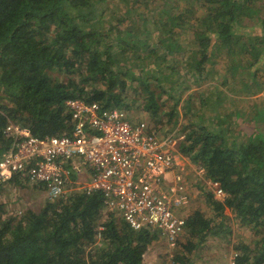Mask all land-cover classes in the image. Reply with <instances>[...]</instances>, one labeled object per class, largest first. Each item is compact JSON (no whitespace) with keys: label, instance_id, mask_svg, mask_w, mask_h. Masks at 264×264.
Wrapping results in <instances>:
<instances>
[{"label":"trees","instance_id":"1","mask_svg":"<svg viewBox=\"0 0 264 264\" xmlns=\"http://www.w3.org/2000/svg\"><path fill=\"white\" fill-rule=\"evenodd\" d=\"M106 2L0 0V156L11 145L9 123L38 138L69 134V99L126 114L138 104L155 125L167 105V123L184 135L179 151L219 183L225 198L200 189L206 212L186 217L164 264H200L197 252L212 240L230 246L235 264H264V136L239 132L225 139L224 122H209L213 111L195 123L188 120L189 102L179 105L187 79L199 86L219 52L235 56L248 44L255 49L248 55L264 54L259 0H111L110 8ZM246 17L260 25L261 35L236 33ZM152 83L158 98L166 96L162 103ZM181 120L189 122L180 127ZM8 184L30 186L15 177ZM5 187L0 182V197ZM158 235L135 231L108 212L99 192L48 199L19 216L8 215L0 202V264H143L162 240Z\"/></svg>","mask_w":264,"mask_h":264},{"label":"built area","instance_id":"2","mask_svg":"<svg viewBox=\"0 0 264 264\" xmlns=\"http://www.w3.org/2000/svg\"><path fill=\"white\" fill-rule=\"evenodd\" d=\"M64 107L69 134L38 138L24 126H6L11 145L0 156V182L15 177L40 185L51 201L99 192L108 212L116 211L135 231L160 234L170 251L190 214V175L215 200H224L219 183L207 180L205 169L179 151L184 138L179 132L161 135L142 121H130L124 111L79 99L65 101ZM236 257L231 250L226 263L235 264Z\"/></svg>","mask_w":264,"mask_h":264},{"label":"rangeland","instance_id":"3","mask_svg":"<svg viewBox=\"0 0 264 264\" xmlns=\"http://www.w3.org/2000/svg\"><path fill=\"white\" fill-rule=\"evenodd\" d=\"M110 2L111 0L106 2L105 6L110 8ZM123 7H120V11L127 17L129 13H126V8ZM263 7L264 0H259L256 5L259 13L263 11ZM137 10L138 15L141 12L144 13V9L140 5H138ZM109 16L110 11L107 10L105 19L108 20ZM236 33H247L250 37H255L261 35L262 30L260 25H257L251 18L246 17L239 24ZM249 51L254 52L255 49L247 44L243 48H238L235 56L219 52L215 59L217 62L213 66H208L211 71L207 70L206 77L199 86L187 79L186 84L189 88L180 93L181 99L184 101L183 103L179 102V105L189 102L192 109L191 112L195 116L188 118L189 121L199 123L206 116L203 117L202 113L208 112L211 114L213 111L214 117L210 116L209 122L211 123L212 121L213 124L219 121L224 122L221 124L220 129L225 135V139L229 140L235 133L239 132L245 134L259 132L264 136V119L261 117L257 118L260 112H264V54H256L255 52L254 55L257 58L255 59L252 55H248ZM185 73L183 71V74ZM254 74L255 78H253ZM151 88L154 90L156 98H158L155 83H152ZM158 99L162 103L166 100V96L162 95ZM161 108L162 122L160 125L151 123L148 115L140 110V105L138 104L127 113V116L132 122L142 121L153 128L155 127L161 135H166L173 131L178 132V129L172 128L167 123L168 117L162 114V112L168 110V106L164 105ZM188 120H181L178 126L181 127V125L189 122ZM188 189L191 195L189 213L194 210L206 212L204 193L200 189H204V192L209 194L208 188L201 184L198 177L190 175ZM46 200H48V196L44 189L40 191L36 190L34 186L28 185L19 189L8 183L0 197V202H4L7 207L8 215L14 216L21 215L27 209L36 211ZM158 236L159 240H162L146 254L144 264H151V261H149L151 259L164 264L169 258L164 256L171 255L164 238L160 234ZM180 239L182 241V237ZM230 251V246H225L223 243L212 240L207 243L204 249L197 252V258L200 259V264H210L211 261H214L215 264H227L226 256Z\"/></svg>","mask_w":264,"mask_h":264},{"label":"crops","instance_id":"4","mask_svg":"<svg viewBox=\"0 0 264 264\" xmlns=\"http://www.w3.org/2000/svg\"><path fill=\"white\" fill-rule=\"evenodd\" d=\"M149 261H151V264H155V263H156V264H161L160 262H157V261L155 262L153 259H151V260H149ZM143 264H144V263H143Z\"/></svg>","mask_w":264,"mask_h":264}]
</instances>
